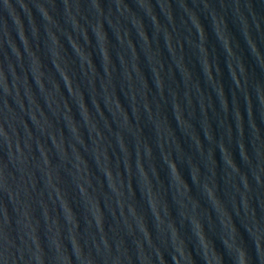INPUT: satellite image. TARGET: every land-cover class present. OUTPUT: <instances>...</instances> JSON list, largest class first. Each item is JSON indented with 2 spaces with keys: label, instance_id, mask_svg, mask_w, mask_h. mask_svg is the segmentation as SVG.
<instances>
[{
  "label": "water",
  "instance_id": "95a60500",
  "mask_svg": "<svg viewBox=\"0 0 264 264\" xmlns=\"http://www.w3.org/2000/svg\"><path fill=\"white\" fill-rule=\"evenodd\" d=\"M0 264H264V0H0Z\"/></svg>",
  "mask_w": 264,
  "mask_h": 264
}]
</instances>
